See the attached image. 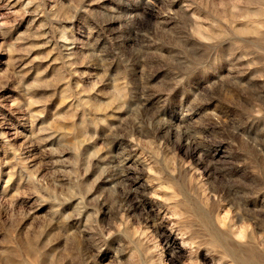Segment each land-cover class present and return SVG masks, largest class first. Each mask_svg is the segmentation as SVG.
I'll use <instances>...</instances> for the list:
<instances>
[{"label":"rangeland","instance_id":"1","mask_svg":"<svg viewBox=\"0 0 264 264\" xmlns=\"http://www.w3.org/2000/svg\"><path fill=\"white\" fill-rule=\"evenodd\" d=\"M247 262L264 0H0V264Z\"/></svg>","mask_w":264,"mask_h":264},{"label":"bare ground","instance_id":"2","mask_svg":"<svg viewBox=\"0 0 264 264\" xmlns=\"http://www.w3.org/2000/svg\"><path fill=\"white\" fill-rule=\"evenodd\" d=\"M230 229V228H229ZM221 243V242H220ZM223 244V243H222ZM225 244V243H224ZM213 245V244H212ZM193 246V245H192ZM214 246H216L215 244H214ZM221 247H222V245H221ZM224 247V246H223ZM228 247V246H227ZM220 248V247H219ZM234 248V247H233ZM220 250H222V249H220ZM237 250H238V248H237ZM242 250V249H241ZM224 253V252H223ZM226 253H228V251L226 252ZM175 254V253H174ZM229 254V253H228ZM233 254V253H232ZM230 255V254H229ZM206 256V255H205ZM243 256V255H242ZM231 258V257H230ZM237 258V257H236ZM233 259V258H232ZM243 261V260H242ZM249 262V261H248ZM248 262H247V264H248ZM250 263V262H249ZM255 264H256V262H254ZM245 264V263H244ZM251 264H253V263H251Z\"/></svg>","mask_w":264,"mask_h":264}]
</instances>
